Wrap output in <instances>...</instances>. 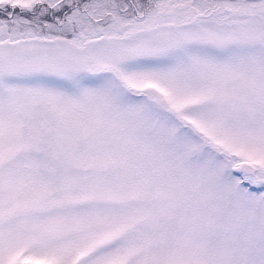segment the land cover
<instances>
[{
	"label": "snow or ice",
	"instance_id": "1",
	"mask_svg": "<svg viewBox=\"0 0 264 264\" xmlns=\"http://www.w3.org/2000/svg\"><path fill=\"white\" fill-rule=\"evenodd\" d=\"M0 264H264V0H0Z\"/></svg>",
	"mask_w": 264,
	"mask_h": 264
}]
</instances>
